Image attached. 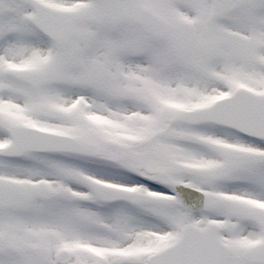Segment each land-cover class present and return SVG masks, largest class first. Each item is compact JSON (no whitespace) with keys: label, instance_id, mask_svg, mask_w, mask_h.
I'll return each instance as SVG.
<instances>
[{"label":"snow or ice","instance_id":"1","mask_svg":"<svg viewBox=\"0 0 264 264\" xmlns=\"http://www.w3.org/2000/svg\"><path fill=\"white\" fill-rule=\"evenodd\" d=\"M0 264H264V0H0Z\"/></svg>","mask_w":264,"mask_h":264}]
</instances>
